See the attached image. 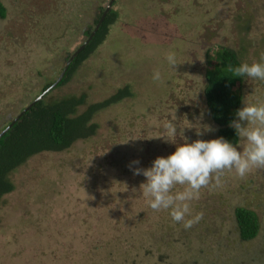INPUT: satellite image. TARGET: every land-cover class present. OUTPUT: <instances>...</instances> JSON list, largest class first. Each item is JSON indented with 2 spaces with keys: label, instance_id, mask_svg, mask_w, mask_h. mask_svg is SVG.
Listing matches in <instances>:
<instances>
[{
  "label": "rangeland",
  "instance_id": "1",
  "mask_svg": "<svg viewBox=\"0 0 264 264\" xmlns=\"http://www.w3.org/2000/svg\"><path fill=\"white\" fill-rule=\"evenodd\" d=\"M0 1L7 10L0 19L1 127L60 75L110 0ZM110 8L116 17L104 40L47 92L85 96L79 112L124 87L130 96L93 116L92 136L38 153L10 174L14 188L0 204V264H264V169L244 178L226 170L220 184L202 188L186 216L202 219L186 230L169 211L150 208L140 189L146 178L128 167L138 159L134 167L148 168L180 144L218 138L204 74L219 48L235 51L240 64L262 62L264 0H113ZM234 89L239 109L264 102V82L244 78ZM170 119L175 143L154 138ZM204 125L213 130L197 136ZM246 144L238 137L234 146ZM237 207L257 216L249 241L239 238Z\"/></svg>",
  "mask_w": 264,
  "mask_h": 264
},
{
  "label": "trees",
  "instance_id": "2",
  "mask_svg": "<svg viewBox=\"0 0 264 264\" xmlns=\"http://www.w3.org/2000/svg\"><path fill=\"white\" fill-rule=\"evenodd\" d=\"M112 4L113 0L111 6ZM106 7L104 6V8L100 9V13L92 22V27L86 32V37L82 41L83 44L88 40L87 43L67 64L61 80L53 88L63 85L73 74L77 66L104 40L109 26L116 17V12L113 9H108L94 34L91 35V33ZM6 12L5 6L0 1V19L6 17ZM70 55L66 60L69 59ZM214 60L215 64L204 74L205 86L203 95L206 109L209 118L217 126L216 134L218 138L223 137L226 141L236 145L238 143V136L235 129L229 127V123L234 120L236 111L239 109L241 103V96L234 88L242 82L243 78L235 77L228 69L229 67L234 68L239 66L240 61L237 53L229 48L217 49L214 53ZM65 66L66 64L61 72ZM57 78L47 83L42 91L49 88ZM49 92L45 93L31 105L0 136V204L2 197L10 193L14 188L10 180V174L14 170L38 153L63 151L69 148L75 141L92 136L96 129V125L91 121L93 116L108 105L130 96L128 88L124 87L103 102L89 104L84 110L79 112L78 109L85 105V96L53 98L48 94ZM29 104L23 107L21 111ZM14 118L0 127V133ZM234 215L239 238L242 241L253 239L259 229L257 216L252 211L243 207L235 208Z\"/></svg>",
  "mask_w": 264,
  "mask_h": 264
},
{
  "label": "clouds",
  "instance_id": "3",
  "mask_svg": "<svg viewBox=\"0 0 264 264\" xmlns=\"http://www.w3.org/2000/svg\"><path fill=\"white\" fill-rule=\"evenodd\" d=\"M166 59L172 68L179 65L175 53H169ZM261 61L242 63L234 68L229 67L228 71L235 77L264 82V55ZM160 79V72L156 71L153 80ZM236 117L229 123V127L235 129L239 138L246 139L243 151L223 137L197 139L180 144L167 157H157L151 167H134L140 164L138 159L129 163L128 167L134 176L143 175L146 178L140 189L145 197L150 198L148 203L152 210L169 211L173 221L182 223L186 230L190 229L202 219V214L186 219L190 213L188 202L198 199L202 188L208 187L213 181L220 184L226 170H235L240 178H244L253 168L264 169V102L244 104L236 111ZM202 128H196L197 136L213 130L208 125ZM163 129L164 135L154 138L175 143L174 138L178 133L176 123L170 119L163 125ZM182 131L184 133V129ZM177 186L186 187L173 194Z\"/></svg>",
  "mask_w": 264,
  "mask_h": 264
},
{
  "label": "water",
  "instance_id": "4",
  "mask_svg": "<svg viewBox=\"0 0 264 264\" xmlns=\"http://www.w3.org/2000/svg\"><path fill=\"white\" fill-rule=\"evenodd\" d=\"M112 3V0H110V2L108 3L106 9L104 10L103 15L101 16L99 22L97 23V25L95 26L94 30L92 31L91 35L94 34V32L96 31L98 25L100 24L101 20L103 19L104 15L106 14V12L108 11V9L110 8ZM90 35V37H91ZM90 39V38H88ZM88 40H86L81 46L78 47L77 50H75L71 57L69 58L68 62L66 63L65 68L63 69V71L61 72V74L59 75V77L57 78V80L49 87L47 88L42 94H40L33 102H31L26 108H24L15 118L14 120L0 133V136L31 106L33 105L37 100H39L48 90H50L51 88H53L62 78L64 71L67 67V64L72 60V58L85 46V44L87 43Z\"/></svg>",
  "mask_w": 264,
  "mask_h": 264
},
{
  "label": "flooded vegetation",
  "instance_id": "5",
  "mask_svg": "<svg viewBox=\"0 0 264 264\" xmlns=\"http://www.w3.org/2000/svg\"><path fill=\"white\" fill-rule=\"evenodd\" d=\"M70 57H71V55H70ZM70 57H69V58H70ZM68 60H69V59H68ZM68 60H67V62H68ZM67 62H66V63H67Z\"/></svg>",
  "mask_w": 264,
  "mask_h": 264
}]
</instances>
